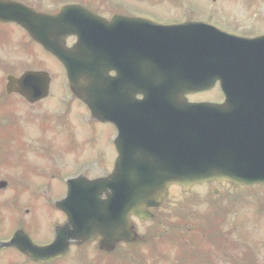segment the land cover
Listing matches in <instances>:
<instances>
[{
  "label": "water",
  "instance_id": "95a60500",
  "mask_svg": "<svg viewBox=\"0 0 264 264\" xmlns=\"http://www.w3.org/2000/svg\"><path fill=\"white\" fill-rule=\"evenodd\" d=\"M0 7L33 14L3 1ZM35 18L37 24L21 23L63 62L71 88L93 116L118 128L116 170L83 191L69 190L71 223H117L118 237L130 239V214L152 217L146 208L158 204L168 183L187 189L211 179L264 182V35L236 38L206 25L164 27L119 16L107 22L78 6ZM69 34L78 41L66 49ZM121 56L130 67L119 64ZM111 70L116 76L108 75ZM217 79L223 105L187 103L184 94Z\"/></svg>",
  "mask_w": 264,
  "mask_h": 264
},
{
  "label": "rangeland",
  "instance_id": "374dc122",
  "mask_svg": "<svg viewBox=\"0 0 264 264\" xmlns=\"http://www.w3.org/2000/svg\"><path fill=\"white\" fill-rule=\"evenodd\" d=\"M25 1L35 3V0ZM36 1L37 5H42V9L47 8L55 11L58 6L64 3L62 1L67 0H51L52 4L49 0ZM80 1L99 9L101 15L105 17H109L118 10L123 14L134 12L138 15L148 16L158 22H176L189 17L191 20L202 18L239 35H256L264 32V0ZM33 7L37 9L36 6ZM40 59L42 60V56L37 54V65ZM50 61L48 63L41 61L40 64L49 65L47 70L52 75V90L56 85H61L66 89L65 81L61 79L65 78L63 69L57 66L52 59ZM54 73L61 81L54 77ZM200 92L192 93L188 99L190 101L209 100L214 102L222 100L218 85L207 92ZM72 102L80 105L66 96L58 110L45 114V119L42 122L43 129L40 130L42 132L40 134L37 132V137L31 136L26 140L27 147H37V161H28L26 164L31 167L37 165V174L34 175L36 169L30 167L26 168L25 174L21 170L13 172L15 174L13 178L24 183V178H37V188L48 194L47 196L43 194V197L46 198L50 196L51 190L63 191L62 179L64 176L78 172L77 169L83 168V163L89 162L92 168L105 171L111 167L115 157L114 127L108 123L93 122L86 109L81 105L84 112L80 110L76 114H69L67 107ZM21 110L23 109L21 108ZM26 127L35 130L36 122L30 123ZM24 183H21L23 188L26 186ZM215 204H223L224 207H227L226 217L216 226L228 238L221 240L220 249L223 250L221 252H216L213 249L214 245H211V248L210 245L203 243L204 237L210 236L212 244H215V237H212L208 228L211 226L210 223L216 222V219L213 213L205 217L206 213L215 208ZM197 209H199V213ZM155 213L156 217L153 222L147 223H164L166 227L195 225L199 222L203 224V237L199 231V263L201 264L206 261V258L210 260L209 264H231L233 261L236 264H264V186L239 188L231 184L221 185L209 182L200 186L194 185L188 191L182 190L179 186H173L170 188L166 200ZM147 228L148 226H142L140 230L143 231ZM220 231L219 235H221ZM165 233L170 232L159 231L158 235L154 236L152 243L158 249L163 250L160 252L163 255L161 261L173 264L172 260L176 258L177 250L180 252L183 247L178 249L179 240L177 239L175 244H170L177 245V250L174 251L172 247L170 251L169 247L165 245L166 243L163 242V239L171 241ZM192 234V232L190 235L187 233L186 238L190 237L189 239L195 240ZM178 264L185 263L181 261Z\"/></svg>",
  "mask_w": 264,
  "mask_h": 264
},
{
  "label": "flooded vegetation",
  "instance_id": "af4514ba",
  "mask_svg": "<svg viewBox=\"0 0 264 264\" xmlns=\"http://www.w3.org/2000/svg\"><path fill=\"white\" fill-rule=\"evenodd\" d=\"M9 34L3 29L0 31L2 38L8 40L9 50L0 58V66L5 72L4 80H0V241L10 240L17 233L18 243L25 247L29 243L28 239L35 245L46 246L51 244L57 235L62 234L60 228L65 224L66 216L56 209L53 198H61L66 193V184L62 182L63 191L51 190L50 196L46 198L43 194H48L37 188V178H24L25 183L9 178L10 164L17 162L25 146L22 142L26 133L23 126H20V121L27 113L21 110V106H36L37 117L41 108L39 103L45 101L29 103L19 93L17 82L8 86V76H19L23 72L40 69L37 67L41 66V59L37 65V54L40 53L37 43L23 29L17 33V39L15 36L14 40H10ZM59 87L60 99L64 100L68 96L67 90ZM51 88L52 83L49 86L50 94ZM46 113L48 112L41 115ZM35 135L37 137V126ZM35 151L37 159V147ZM106 174L107 172L100 176ZM21 183L26 186L23 188ZM151 230L155 231L156 228ZM146 236L151 234L141 235L132 243L119 242L108 248L102 246V238L99 235L91 240L71 239L66 251L53 258L45 257L43 260H37V257L35 259L29 251H21L11 246L2 247L0 264H155Z\"/></svg>",
  "mask_w": 264,
  "mask_h": 264
}]
</instances>
